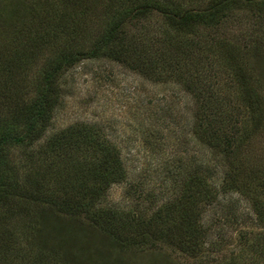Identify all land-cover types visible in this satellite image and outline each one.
<instances>
[{
	"label": "rangeland",
	"instance_id": "rangeland-1",
	"mask_svg": "<svg viewBox=\"0 0 264 264\" xmlns=\"http://www.w3.org/2000/svg\"><path fill=\"white\" fill-rule=\"evenodd\" d=\"M41 2L0 0V127L16 118L12 123L20 129L24 107L35 99L50 60L65 46L92 51L109 21L107 10L115 6L113 1L97 0L83 19L66 22L60 16L38 14L35 8ZM229 17L227 36L235 39L244 33L240 46L255 49L250 52L252 64L264 79V46L254 41L264 39V7L239 6ZM14 29H20L29 43L19 54L8 48ZM174 33L157 12L123 28L124 39L138 35L137 47L146 48L153 42L156 48L175 49L181 34ZM104 55L100 51L81 57L58 73L56 100L42 136L6 150L0 176L11 196L0 200V264H264V218L259 220L255 206V200L264 206V190L253 189L254 195L247 193L246 199L223 184L220 171H227V166L192 134L193 105L175 80L168 75L155 78L157 72L148 80ZM260 118L258 112L253 116L245 109L231 119L229 135H237L238 129L244 132L241 153L231 166L242 169L233 180L241 187L250 186L252 172L264 165ZM69 128L98 133L113 146L121 170L85 214L76 197L83 196V186L99 166L93 155L86 157L85 150L65 139L53 145L51 140ZM204 168L210 175L209 188L215 190L214 201L197 203L200 216L181 228L167 223L164 232L160 224L163 234L152 240L154 215L177 199L188 173ZM191 225L203 234L198 250H183L166 241L173 232L185 236ZM190 240L187 244L194 245Z\"/></svg>",
	"mask_w": 264,
	"mask_h": 264
},
{
	"label": "trees",
	"instance_id": "trees-1",
	"mask_svg": "<svg viewBox=\"0 0 264 264\" xmlns=\"http://www.w3.org/2000/svg\"><path fill=\"white\" fill-rule=\"evenodd\" d=\"M96 1L42 0L41 6L38 5L35 10H39L38 14L50 19L60 16L67 22L77 17L80 21ZM110 1H113L115 6L109 12L107 10L109 21L102 29L93 50L84 53L74 50L72 46H65L44 69L41 86L37 89L35 99L24 107L20 129L17 130L16 125L12 123L16 121L13 120L16 118L0 127V164L5 163L6 150L9 147L31 144L41 137L48 127L52 102L56 100L54 80L57 74L81 57L88 55L94 57L102 51L107 58H112L129 69H136L137 73L148 80L153 77L154 74L151 73L154 72H157L155 78L168 75L169 79L175 80V83L189 96L193 105L192 134L201 143H206L212 152L221 158L223 166H227V171H220L223 176V184L246 199L249 196L247 193L253 194L251 193L253 189L264 190V165L261 170L252 172V176L247 180L250 186L242 185L241 187L233 182L242 174V169L237 166L231 168V166L237 161L238 154L241 153L240 145L243 144L241 139L244 132H239L238 129L235 133L237 135L230 136L231 119H233V114L246 109L253 116L255 112H258L261 118L257 125L263 124L264 79L256 73L257 68L252 64L250 52H254L255 49L248 50L245 48L246 46H240V42H243L242 40L245 38L244 33L235 39L227 36L228 31L231 30L227 25L232 22V18L229 16L234 8L243 5L264 7V0H206L203 1V5L201 0ZM152 12L161 14L169 25L175 28V36L180 32L181 35H179L175 49L171 46L156 48L157 44H153L152 41L148 48L146 46L137 47V44L141 43L140 39H137L138 35L124 39L125 24L141 20ZM19 31L20 29L12 31L14 35L12 34L13 38L10 39V47L8 45L11 53L14 54H19L21 46L27 47L29 44L26 39L24 41L23 34ZM19 34L21 35L19 36ZM254 41L258 42L257 45L264 46L262 37L254 39ZM2 67L3 59H0V68L2 69ZM64 133L57 139L51 140L53 145L58 140L62 142L60 140L65 139V142L69 141L78 149L85 150L86 157L93 155L97 160L95 163L99 166L96 173H91L87 187L83 186V196L79 194V197H76V200L78 199L81 203L82 213L85 214L90 211L87 208L96 200L98 194L100 195L108 184L118 178L121 171L120 165L113 146L101 138L98 133L95 134L92 129L79 131L69 128ZM204 169V171L198 170L193 174L188 173L177 199L166 204L162 209H159L156 216L154 215L155 227L149 231L152 240L156 241L161 238L160 235L163 233L160 224L165 226L164 232L168 231L165 225L167 223L170 228H181V226L195 222L196 216H200L197 203L199 205L203 202L214 201L213 192L215 190L210 189V175L206 168ZM94 177L98 178L92 182ZM4 181L5 179L0 176V200L2 201L11 196ZM253 185L255 186L252 188ZM258 203L259 201L255 200V206L258 208H256L257 215L259 220H262L264 206L258 205ZM196 227V225L189 226V231L187 229L183 237L176 236L171 229L172 238L167 237L166 241L183 250L188 247L189 249L186 250L194 251L199 248L197 245L202 244L203 240L202 232L195 230ZM195 234H201L199 237H193L198 242L191 238ZM189 238L194 245L187 244Z\"/></svg>",
	"mask_w": 264,
	"mask_h": 264
}]
</instances>
